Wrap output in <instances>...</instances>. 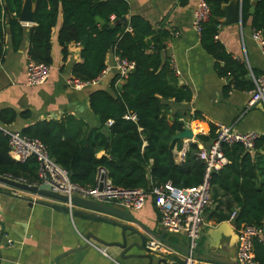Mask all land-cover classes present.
I'll return each mask as SVG.
<instances>
[{"label":"trees","instance_id":"obj_1","mask_svg":"<svg viewBox=\"0 0 264 264\" xmlns=\"http://www.w3.org/2000/svg\"><path fill=\"white\" fill-rule=\"evenodd\" d=\"M230 0H207L210 14L202 23L200 44L214 60L218 76L226 77L230 88L252 90L253 81L247 63L234 58L217 39L223 17L222 5ZM23 0H0V62L4 58L5 38L8 34L14 49L19 48L25 29L18 15ZM34 23L28 28L27 56L33 61L52 64V32L58 20L57 41L63 60L68 45H79L80 60L71 68V75L82 81H93L107 66L110 52L135 63L134 70L124 80L120 91L115 89L116 76L109 88L113 93L95 88L89 94V107L99 117L101 129L87 128L75 118L38 120L21 130L23 135L42 141L50 156L69 172L70 180L81 186H94L99 168H104L114 186L148 189L152 184L170 181L176 187L195 186L202 182L205 163L199 159V149L191 144L182 162L173 157L171 136L183 130L178 119L169 122V109L163 99L189 102L192 92L178 86L176 72L162 53L170 33L156 28L139 15L130 14L125 0H33ZM186 4L188 0H179ZM254 10L251 13V7ZM242 23L251 19V27L264 36V0H240ZM126 18L125 24L117 20ZM255 76L259 73L251 69ZM134 114L135 120L125 116ZM25 118L28 111L19 114ZM198 119L200 115H185ZM17 116L11 109L0 111V123L10 124ZM112 120L111 125L107 121ZM216 137L211 126L208 135L199 134V141ZM177 147H180L178 145ZM264 148L260 136L255 149ZM227 163L211 174L213 198L219 188L229 193L237 203L235 227L242 223L263 225L264 181L257 185L259 175L264 176V156L245 150L241 145H223ZM105 150L107 155L97 157ZM8 139L0 130V175L37 182V162L34 158L21 163L8 153ZM232 212V211H231ZM230 212V213H231ZM229 213V214H230ZM228 219L217 215V220ZM253 251L258 264H264V243L255 240Z\"/></svg>","mask_w":264,"mask_h":264},{"label":"crops","instance_id":"obj_2","mask_svg":"<svg viewBox=\"0 0 264 264\" xmlns=\"http://www.w3.org/2000/svg\"><path fill=\"white\" fill-rule=\"evenodd\" d=\"M129 4L130 14L143 17L156 28H164L170 33L162 56L172 61L176 69V83L186 86L192 92L189 102H176L163 99L162 103L169 109V122L175 118L195 134L191 140L197 147L207 145L208 141H199V134L208 135L214 127V133L219 125H231L234 131H256L264 137V104L255 103L248 107L250 90L230 88L224 92V87L229 83L226 77L217 75L214 58L208 54L200 44L199 35L192 27L193 11L197 0H188L181 4L179 0H125ZM230 1L226 4L229 5ZM240 0H237V21L224 24V16L218 27L217 39L225 49L236 59H243L248 68L256 70L259 75L264 74V55L258 42L253 38L251 19L242 23ZM254 6V5H253ZM252 6V7H253ZM34 7V2H33ZM34 11V10H33ZM251 12V10H250ZM21 23V22H20ZM25 34L19 48L14 49L10 36L6 35L4 58L0 62V111L11 109L17 113L15 120L10 124H1L8 129L19 131L38 120H61L75 118L87 124V128H100L99 117L89 107V94L95 88H101L113 93L109 86L117 76L114 69L116 55L110 52L107 56V70L97 83L90 84L77 90L66 85V80L71 76L72 65L80 60L79 45L70 43L68 55L62 58L61 49L57 41L60 20L52 32V64L50 75L44 84L29 86L25 82V65L28 60V28L32 24H23ZM124 80L116 79L114 87L120 91ZM28 111L25 118L19 114ZM198 113V119L182 116L185 113ZM179 133V132H177ZM175 133V134H177ZM185 139H175L173 157L176 163L185 158L189 148L185 146ZM180 145V147H177ZM199 149V148H198ZM256 155L264 156V148L251 150ZM10 155V154H9ZM107 155L105 150L97 152V157ZM264 181V176L259 175L257 185ZM0 264H116L108 256L87 245L79 233L85 235L91 232L107 243L120 241V228L117 226L82 220L69 215H62L43 203H29L22 197L32 198L34 201L51 203L50 200L38 195L22 192L9 186L0 184ZM211 204L203 211L204 224L202 231L218 229L215 246L211 252L220 258L215 260H197L196 264H233L236 263L237 233L234 221L229 220V213L237 209V203L229 193L215 188ZM91 212L82 208H75ZM131 214L149 230L155 232L162 227L159 224V212L155 201L149 197L141 209H127ZM224 214L228 219L218 221L217 215ZM111 218V217H110ZM137 228L147 239L152 238L144 228L128 220L112 218ZM264 226V220H263ZM169 232V231H168ZM185 240L186 237L184 236ZM11 239V245L6 240ZM171 241L178 243V239L171 237ZM134 241L130 239L129 243ZM87 245L67 253L78 245ZM217 244V245H216ZM105 246V245H104ZM111 256L124 264H157L158 256L153 255L149 261L141 255L145 250L131 248L127 253L137 255L124 259L120 257V249L108 246ZM67 253V254H65ZM168 264H178V259L166 258ZM162 264V263H161Z\"/></svg>","mask_w":264,"mask_h":264},{"label":"built area","instance_id":"obj_3","mask_svg":"<svg viewBox=\"0 0 264 264\" xmlns=\"http://www.w3.org/2000/svg\"><path fill=\"white\" fill-rule=\"evenodd\" d=\"M209 14L210 10L207 0H197V5L193 11L192 27L199 36L202 23L208 19ZM252 36L258 42L264 55V36L262 32L253 29ZM134 67L135 63L133 61L116 55L114 69L119 80H125L129 73L134 70ZM50 70L51 65L39 63L28 58L25 65L26 84L29 86L44 84L50 75ZM106 70L107 67L95 80L88 82L79 80L71 75L66 80V85L77 90L83 89L90 84L97 83ZM174 70L177 73L175 68ZM249 72L254 87L249 91L250 99L247 105L252 107L257 102L264 104V74L255 76L250 68ZM125 117L135 120L134 114L126 115ZM111 123L112 120H108L106 124L111 125ZM0 130L8 139V153L13 160L21 163L31 158L36 160L37 182L34 184H48L52 191L68 198L79 196L105 203H118L127 209H141L147 199L152 197L158 208L160 226L169 232H177L184 235L190 243V251L195 247L199 233L205 223L203 211L212 201L211 174L221 170L227 163V157L222 149L223 145L239 144L245 150L251 151L254 150L255 143L260 137L256 131L242 133L234 131L231 125L221 124L216 129V137L209 144L198 147V157L205 163V172L200 184L189 187H176L170 181H167L165 183L152 184L148 189H144L114 186L104 168L98 169L94 186H81L70 180L68 170L50 156L47 146L42 141L1 125ZM66 205L69 208V218L73 220L72 203L69 201ZM236 213L237 209H234L229 214V220L233 221ZM236 233V263L258 264L253 251V243L255 240L264 243V226H259L255 223H242L239 227H236ZM79 237L87 245H91L102 254L108 256L116 264H124L111 256V251H109L107 246L96 243L91 239H86L85 235L80 233ZM12 242L11 239L6 240L7 245H11ZM145 247L148 252L158 257L179 258L178 264L197 263L191 253L188 255L180 254L173 247L155 238L148 239Z\"/></svg>","mask_w":264,"mask_h":264},{"label":"water","instance_id":"obj_4","mask_svg":"<svg viewBox=\"0 0 264 264\" xmlns=\"http://www.w3.org/2000/svg\"><path fill=\"white\" fill-rule=\"evenodd\" d=\"M227 4V3H226ZM222 5V11L224 16V24H230L237 21V14H236V4L237 0H230V4ZM33 0H23L22 7L20 10V13L18 15V20L23 24H32L34 23L33 18ZM254 10V6L251 7V13ZM118 23L125 24L127 22L126 18H121L117 20ZM195 134L192 132L189 128H184L182 131H180L177 134H174L171 136L170 143H173L175 139H185L186 143L185 146L188 147L189 145L193 144V141H191L194 138ZM0 184L12 187L14 189L20 190L22 192H27L31 194L38 195L42 198H45L47 200H50L51 203H44L41 201H34L32 198L29 197H22L29 203H43L44 205L49 206L51 209L60 212L62 215L66 216L69 215V208L67 207L66 203L71 202L73 209H72V217L79 218L82 220L97 222V223H104L109 224L113 226H117L120 228V241H113L111 243H107L100 239L99 237L95 236L91 232H88L85 234L86 239H91L95 241L96 243L105 245V246H115L119 248L120 251V257L127 259L130 257H134L137 255H129L127 252L131 248H136L138 250H145L147 253L141 255L145 258H148L149 261H151L153 258V254L147 251L145 244L148 240L147 237L142 234L137 228L119 223L118 221L112 219H121V220H128L133 223H136L137 225H141L144 230L149 233V235L152 236V238L158 239L165 244L173 247L176 251H178L180 254L188 255L189 253L192 254V256L196 260H215L220 261L221 257H218L217 255H214L210 250L215 246V239L218 234V229H213L212 232L210 231H201L199 233V237L196 241L195 247L190 251V243L188 240H185L184 235L177 232H168L166 229L161 228L158 231H151L138 219H136L130 211L127 210L124 206L118 204V203H105L100 201H94L86 198H82L79 196H72L71 198H68L65 195H62L60 193L54 192L51 190V187L48 184L41 183V184H30L23 180H17L12 179L7 176H1L0 175ZM2 191H0L1 193ZM75 208H82L89 210L91 212H95L96 214L89 213L87 211L78 210ZM111 217V218H110ZM171 237H174L178 239V243H175L171 241ZM2 238V234L0 235V241ZM134 239L131 243H129L130 239ZM217 245V244H216ZM87 246L79 244L78 247L71 249L69 252H72ZM65 253V254H67ZM58 260V259H57ZM57 260H55L56 264H58ZM168 264L167 259L165 257H159L157 264ZM172 264H175L173 262ZM237 264V263H233Z\"/></svg>","mask_w":264,"mask_h":264}]
</instances>
